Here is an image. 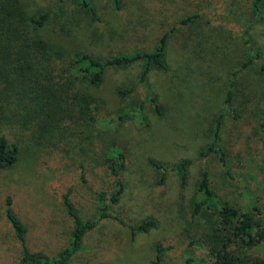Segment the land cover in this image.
I'll use <instances>...</instances> for the list:
<instances>
[{
	"label": "rangeland",
	"instance_id": "1",
	"mask_svg": "<svg viewBox=\"0 0 264 264\" xmlns=\"http://www.w3.org/2000/svg\"><path fill=\"white\" fill-rule=\"evenodd\" d=\"M4 1L15 2L26 16L53 8V0L0 3ZM123 1V10L111 15L110 3L93 0L110 22L113 33L109 35L101 26L83 33L79 22L62 28L54 20L36 30L29 26L33 34H39L65 56L77 51L104 59L117 52L150 51L180 19L191 14L203 19L194 32H175L169 39L170 72L150 74V91L163 106L161 115L145 100L138 83L141 63L110 70L102 85L93 90L106 103L107 109L98 118L99 130L109 133L104 141L117 140L126 152L127 166L122 172L126 192L110 206V212L127 226L153 219L157 227L132 235L127 226L105 222L87 236L83 250L70 264H153L157 244L167 248L162 264H184L186 260L211 264L201 240L203 231L195 227L204 220L191 217L190 205L199 198L196 184L201 172L207 169L211 188L233 206L246 209L253 205L264 211V131L259 129L264 73L260 74L259 68L250 67L238 76L242 85L233 108L239 118L224 112L219 145L227 153L233 176L224 174L217 158L199 155L210 141L215 117L222 111L229 73L243 58L245 34L264 56V19L250 13V0ZM75 19L87 21L80 13ZM117 87L132 89L133 93L120 98L115 93ZM141 103L144 118L138 111ZM123 108L134 112L119 125L115 120ZM12 140L16 142L15 137ZM18 145L19 161L0 171V215L4 213L3 199L10 195L13 209L28 225L29 248H43L53 257L67 246L71 230L61 195L72 187L70 199L81 216L94 218L96 192L113 191L114 179L105 166L81 170L61 153L28 146L23 138ZM149 157L167 167L190 160L188 183L183 187L177 173L169 172L165 182L158 185L161 172L148 164ZM191 220L195 225L189 224ZM252 253L264 258V243ZM19 257V246L1 218L0 264H18Z\"/></svg>",
	"mask_w": 264,
	"mask_h": 264
},
{
	"label": "trees",
	"instance_id": "2",
	"mask_svg": "<svg viewBox=\"0 0 264 264\" xmlns=\"http://www.w3.org/2000/svg\"><path fill=\"white\" fill-rule=\"evenodd\" d=\"M105 1L111 5V15L123 10V0ZM51 5L53 8L48 11L26 16L15 2L0 3V128L3 131L0 135V171L11 168L19 161L18 144L23 138L28 146L45 149L49 153H61L68 158L67 162L81 170L105 166L114 179V190L110 193L107 190L96 192L97 215L94 218L81 216L70 199L72 187L61 195L62 207L71 220V230L67 246L55 252L53 257L43 248H29L28 225L13 209L12 197L5 196L4 213L0 219L8 224L19 246L18 264H70L83 250L87 236L103 223L111 220L127 226L110 212V206L117 204L126 192L122 178L127 166L126 152L124 145L121 146L117 140L104 141L109 133L99 130L98 118L107 109L106 103L93 90L102 85L110 70L141 63L138 83L144 91L145 100L153 104L157 115H161L163 106L150 91V74L155 71L169 73V39L175 32L181 31L185 35L194 32L203 21L199 14L187 15L161 35L150 51L117 52L104 59L77 51L65 56L62 51L52 49L39 34H33L29 26L36 30L54 20L61 28L68 23L79 22L83 33L101 26L104 34L109 35L113 29L93 0H53ZM249 9L254 17L264 19V0H250ZM79 13L83 14L86 22L75 19V14ZM204 23L210 24V21L204 20ZM243 46V58L229 73L221 102L222 111L215 117L210 141L199 154L200 157L217 158L228 177L233 176L230 162L219 145L224 112L234 119L239 118L233 103L242 85L238 82L241 72L257 67L260 74L264 73V56L246 34ZM115 93L123 98L132 94L133 90L117 87ZM261 103L259 129L264 131V96ZM143 108L141 103L138 110L140 116H143ZM133 112V109L123 108L117 112L115 121L121 125ZM103 145L104 149L101 148ZM147 162L155 171L161 172L158 185L165 182L169 172L177 173L183 187L188 183L190 160H180L170 167L151 157ZM196 191L199 198L190 205L191 217L198 216L204 220L203 225L196 224L195 227L203 231L201 240L207 248L211 264H264L263 257L252 253L264 243V211L253 205L246 209L237 208L217 195L210 186L207 169L201 172ZM189 224L195 225V222L191 220ZM127 227L134 235L137 232L147 233L149 229L156 228L157 223L150 219ZM154 250L153 264H162L167 248L157 244ZM191 262L186 260L184 264Z\"/></svg>",
	"mask_w": 264,
	"mask_h": 264
}]
</instances>
